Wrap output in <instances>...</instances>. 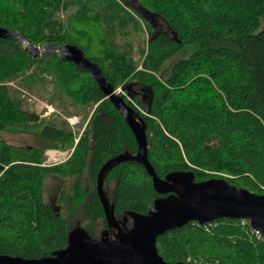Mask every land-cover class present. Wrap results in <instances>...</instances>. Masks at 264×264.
<instances>
[{
  "label": "trees",
  "instance_id": "16d2710c",
  "mask_svg": "<svg viewBox=\"0 0 264 264\" xmlns=\"http://www.w3.org/2000/svg\"><path fill=\"white\" fill-rule=\"evenodd\" d=\"M134 3H137L136 6ZM142 11L159 19L150 21ZM264 0H0V27L40 47L74 44L144 123L155 174L190 171L264 194ZM146 33L139 41L136 36ZM145 89V90H144ZM35 93L88 109L74 143L65 120L29 107ZM0 132L32 134V145L0 137V254L33 258L66 245L75 227L107 228L96 174L110 157L135 153L134 135L88 69L51 51L33 56L0 37ZM72 146L44 165L47 148ZM49 173L73 176L67 220L44 199ZM85 174L87 186L82 185ZM105 199L126 229L159 194L144 166L121 161L106 174ZM64 198V199H63ZM74 217V216H73ZM163 259L194 264H264V237L248 219L191 220L157 236Z\"/></svg>",
  "mask_w": 264,
  "mask_h": 264
},
{
  "label": "water",
  "instance_id": "95a60500",
  "mask_svg": "<svg viewBox=\"0 0 264 264\" xmlns=\"http://www.w3.org/2000/svg\"><path fill=\"white\" fill-rule=\"evenodd\" d=\"M4 34L21 40L33 56L51 51L64 61H72L88 69L130 127L137 151L116 154L107 159L97 171L96 191L107 224L99 238H92L84 229L75 227L68 233L66 245L53 250L49 255L27 258L0 254V264H194L163 259L156 248L157 236L191 220L205 223L220 217L248 219L250 226L264 237V194L238 188L221 178L195 181L190 171H172L164 177L155 174L147 159L144 123L104 79L96 64L84 56L80 47L74 44L53 46L51 43L37 47L17 32L0 27V37ZM125 160H134L144 166L151 176L154 189L159 194H167L154 199L147 213H130L132 224L129 229L115 218L112 206L103 192V182L108 171Z\"/></svg>",
  "mask_w": 264,
  "mask_h": 264
},
{
  "label": "rangeland",
  "instance_id": "374dc122",
  "mask_svg": "<svg viewBox=\"0 0 264 264\" xmlns=\"http://www.w3.org/2000/svg\"><path fill=\"white\" fill-rule=\"evenodd\" d=\"M134 4L136 6H138L137 3H134ZM142 13L147 18H149L150 21L152 20L151 18H153L154 22L159 23V19L155 18L150 13H148L146 11H142ZM263 24H264V19H263ZM136 38H138L139 41H141L142 39L146 38V33H139L136 36ZM121 90L118 92H121ZM27 102H28L29 107L33 108L37 112H40V114L42 116H46V117H53L54 116V118L57 121L62 120V119L66 121L65 118L68 115H73V114L78 115L79 116V123H77V125L74 126V129H72L73 131H76V133L74 132V142H75V138L79 137V135H80V133H81V131L85 125V122H86L85 118L86 117L88 118V114H87L88 109L87 108L79 107L76 105L75 106L70 105V104H68V101H66L64 103V105L62 106V105H58L56 103L57 101L49 102L45 98H42V96L37 95L35 93H32V94H30V99L29 98L27 99ZM47 107H50L52 109V111L49 114L45 115L44 112L47 111ZM0 137L5 139L8 142L15 143V144L32 145L35 143V140H34L32 134H28V133L0 132ZM71 147L72 146L64 147V148L58 147V149L66 150V149H70ZM73 178H74V175L73 176H61L58 174L49 173L45 177V181H44V199H45V201H47V203H49L51 205H57L58 207H60L61 212L67 218V220L71 221L75 225V223L80 221L79 217H77L76 215H70V213L67 210L66 200L59 201V197H61L60 195H62L61 194L62 192L64 193V197H65V195H67L71 192V190H69L68 187L70 186ZM82 185L83 186L88 185V182L86 181L85 174H83Z\"/></svg>",
  "mask_w": 264,
  "mask_h": 264
},
{
  "label": "built area",
  "instance_id": "2783aa9c",
  "mask_svg": "<svg viewBox=\"0 0 264 264\" xmlns=\"http://www.w3.org/2000/svg\"><path fill=\"white\" fill-rule=\"evenodd\" d=\"M120 87H117L116 89H114V91L116 93H118V91H120ZM30 99V97H29ZM52 111V109L50 107H47V111H45V115L49 114ZM66 122L67 124H69L71 129H74V126L77 125V123H79V116L78 115H68L66 118ZM78 138H75V142L77 141ZM74 142V143H75ZM73 147H71L70 149H66V150H60L58 148H47L44 151V155L45 158L42 161V164L44 165H53V164H58L60 162L65 161L69 155L71 154ZM259 233V232H258Z\"/></svg>",
  "mask_w": 264,
  "mask_h": 264
}]
</instances>
